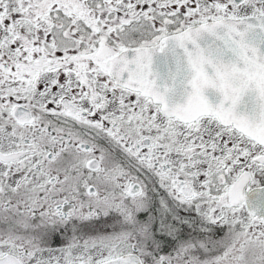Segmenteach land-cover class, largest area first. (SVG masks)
I'll list each match as a JSON object with an SVG mask.
<instances>
[{
	"label": "snow or ice",
	"instance_id": "obj_1",
	"mask_svg": "<svg viewBox=\"0 0 264 264\" xmlns=\"http://www.w3.org/2000/svg\"><path fill=\"white\" fill-rule=\"evenodd\" d=\"M0 264H264V0H0Z\"/></svg>",
	"mask_w": 264,
	"mask_h": 264
}]
</instances>
